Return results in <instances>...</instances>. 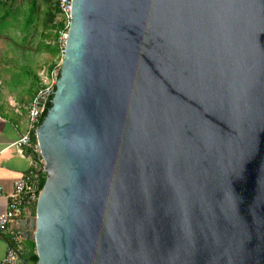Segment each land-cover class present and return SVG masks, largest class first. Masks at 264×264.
Returning a JSON list of instances; mask_svg holds the SVG:
<instances>
[{"label":"water","instance_id":"water-1","mask_svg":"<svg viewBox=\"0 0 264 264\" xmlns=\"http://www.w3.org/2000/svg\"><path fill=\"white\" fill-rule=\"evenodd\" d=\"M69 16L19 226L34 264H264V0Z\"/></svg>","mask_w":264,"mask_h":264},{"label":"trees","instance_id":"trees-1","mask_svg":"<svg viewBox=\"0 0 264 264\" xmlns=\"http://www.w3.org/2000/svg\"><path fill=\"white\" fill-rule=\"evenodd\" d=\"M57 15V0H0V37L8 39L11 42L12 48L17 49V46H19L23 52L27 48L24 46L30 43L32 34L35 32V25L40 23L42 30L39 32V40L33 50H44L50 54L53 59L47 64V67H51L58 61L56 57L60 56V45L57 37L59 32L64 31L63 25L57 18ZM15 24L21 32L18 40H15L13 35L5 33L8 27H12ZM7 60H9L7 61L9 63L14 61L11 58H7ZM2 70L9 73L8 83L10 86L23 85L25 82L24 88L30 91H28L31 96L30 98L33 97L39 87L40 81L37 73L26 62L18 63L14 68L8 66ZM31 141H34V137H31ZM35 179L37 189L40 190L45 179V173L39 172V174H35ZM19 243V253L22 258L28 264H34L36 255L34 253L33 241L24 239L20 240Z\"/></svg>","mask_w":264,"mask_h":264},{"label":"crops","instance_id":"crops-1","mask_svg":"<svg viewBox=\"0 0 264 264\" xmlns=\"http://www.w3.org/2000/svg\"><path fill=\"white\" fill-rule=\"evenodd\" d=\"M4 83L0 80V212L5 209L6 194L11 191L13 182L33 170L30 149L12 144L17 134L25 130L26 119L22 105L31 99L30 93L24 88L25 82L17 86L3 85ZM33 208L34 204L25 200L21 215L9 221L0 232V258L8 246L19 252V241L24 240L19 227L20 221L32 217ZM15 234H19L18 240L13 239Z\"/></svg>","mask_w":264,"mask_h":264},{"label":"built area","instance_id":"built-area-1","mask_svg":"<svg viewBox=\"0 0 264 264\" xmlns=\"http://www.w3.org/2000/svg\"><path fill=\"white\" fill-rule=\"evenodd\" d=\"M69 7L70 0H57V18L61 21L64 29V31L59 32L57 37V41L60 45V57L63 52V43L70 18ZM58 67L59 60L51 67L46 66L37 71V76L40 81L39 87L35 91L33 97L27 103L22 105L26 119V127L23 132L17 134V137L12 144L17 147L26 146L30 149L33 157L32 164L34 171L29 172L26 176L16 179L12 184L11 191L6 194L5 209L0 212V232L6 227L9 221L21 215L25 200L33 204L35 203L40 191L36 186L35 174L38 169L43 167L44 160L40 155L35 138L34 141H31V137H34V131L38 125L48 93L52 92V87L58 73ZM38 99L41 100L40 103H38ZM19 238V234L13 236L14 240H18ZM0 264H18V259L11 246L7 247L4 255L0 258Z\"/></svg>","mask_w":264,"mask_h":264},{"label":"rangeland","instance_id":"rangeland-1","mask_svg":"<svg viewBox=\"0 0 264 264\" xmlns=\"http://www.w3.org/2000/svg\"><path fill=\"white\" fill-rule=\"evenodd\" d=\"M41 30H42L41 24L37 23L35 25V29H34L35 32L32 34L30 43L24 46L27 47L28 49L27 48L24 49L23 52L19 46H17V49L12 48L11 42L8 39L0 37V80L5 82L3 85L9 84L8 83L9 73L5 70H2L8 66L14 68V66L17 65L18 63L26 62V64L29 65L32 68V70L37 72L39 69L46 67L47 64H49L50 61H52L53 57L50 54L46 53L44 50H39V51L33 50L39 40V32ZM5 33L9 35H13V38L15 40H18L19 36L21 35V32L19 31L18 27H16V24L12 27H8ZM7 58L8 59L11 58L14 61L12 63H9L7 62L9 61L7 60ZM59 58L60 56L56 57L57 60H59Z\"/></svg>","mask_w":264,"mask_h":264}]
</instances>
